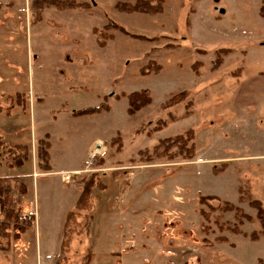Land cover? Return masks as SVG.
Here are the masks:
<instances>
[{
    "label": "rangeland",
    "instance_id": "1",
    "mask_svg": "<svg viewBox=\"0 0 264 264\" xmlns=\"http://www.w3.org/2000/svg\"><path fill=\"white\" fill-rule=\"evenodd\" d=\"M34 1L0 0V264L264 260V238H249L262 233L250 203L264 207L263 0H149L156 16L119 12V0ZM95 30L114 38L100 46ZM141 91L151 103L130 116ZM89 108L100 110L79 114ZM191 130L195 158L180 143L155 150ZM41 140L53 146L46 173ZM87 185L88 209L66 227ZM203 197L252 216L248 237Z\"/></svg>",
    "mask_w": 264,
    "mask_h": 264
},
{
    "label": "trees",
    "instance_id": "2",
    "mask_svg": "<svg viewBox=\"0 0 264 264\" xmlns=\"http://www.w3.org/2000/svg\"><path fill=\"white\" fill-rule=\"evenodd\" d=\"M122 0H119V2L116 5V9L119 12H124V13H129V14H133V13H144V14H148L151 16H156L160 13L163 12V6L159 3L154 4L153 2L149 1V0H136L134 5H129V4H124L121 3ZM34 6L36 9L39 8L40 9H45V8H49V7H57L60 10H64L65 8H80V7H84V8H88L90 5L87 3H78L75 1H62V0H35L34 2ZM260 14L264 19V0H263V4L261 6L260 9ZM112 27L117 28L118 30H120L123 33H127V31L119 26L116 25H112ZM128 34V33H127ZM95 35L97 36V41L99 42L100 46H104L106 45V43L110 40H112L114 38L113 35L108 36V35H104L102 32L101 33H97V31L95 30ZM110 39V40H109ZM224 51V50H223ZM222 63L220 62H216V66L214 69H217L220 67ZM149 71H145L143 73H148V72H159L161 70V67H156L155 69H148ZM150 94L147 91H141V92H134L130 95H128V101H129V115L130 116H134L135 114H137L140 110H142L144 107L148 106L151 103L152 98H150ZM102 109V108H101ZM100 109H93V108H89V109H85L81 112H79V114H91L92 112L94 113L95 111H98ZM78 113H76L75 115H77ZM187 134V138L185 139L184 136H177L175 139L169 138V139H165V140H161L159 145L155 148V150L159 151L161 149H164L166 152L170 151L172 149V146H175L176 144L180 143V149L181 152H186V157L185 159H193L195 158L196 155V148L195 146H188L190 145V142L193 141L195 138V134L194 132L191 130L189 132L186 133ZM0 148L2 149V145L0 143ZM51 148V144L49 142H43L42 140L39 142V158L41 160V167H43L42 169L44 171H51V166H50V161H51V155L50 152H48ZM19 149H22L25 153V151H28V148L26 146H21ZM27 157V153L25 158ZM16 163H19L17 166H22L23 164V160L21 158V155L19 154L16 158ZM24 159V158H23ZM95 179V177H94ZM93 179V180H94ZM92 185V184H91ZM91 185H87L84 186V190L76 204L75 210L73 213L70 212L67 216V220H66V227L67 225L73 220L74 216H75V212H84L88 209V203H89V199H91ZM9 189L6 190H2V188H0V196L2 197L3 195H7L9 193L8 191ZM3 194V195H2ZM2 199V198H1ZM209 201H215V202H221L220 206L218 208L215 207H210L213 211L216 210H221L224 213H234L235 219L237 220L238 224L236 226H234L232 228V232L236 233V234H243L244 232L240 231V226L243 225L244 220L247 222H253L254 219L251 218L252 216L247 215L245 213V211L238 207L235 206L233 203L230 202H223L221 201V199H219L218 197H211V198H201L200 203L202 205L204 204H208L209 205ZM1 202L3 203L4 201L1 200ZM5 206V203H3ZM250 206H252V208L257 210V220L259 221L260 225H261V230L262 233L257 234L256 232H253L252 234H250V240L251 241H259L262 238H264V207L262 205V202L258 201V200H252L250 203ZM9 214V213H8ZM203 216L207 219L208 218V214H205V212H202ZM30 223V222H29ZM244 237H248L246 234H243ZM227 241L226 239H224L225 242ZM67 246V244H65V242L63 241V250L64 248ZM63 251H61L62 253ZM57 264V263H56ZM258 264H264V260L260 259L258 261Z\"/></svg>",
    "mask_w": 264,
    "mask_h": 264
},
{
    "label": "crops",
    "instance_id": "3",
    "mask_svg": "<svg viewBox=\"0 0 264 264\" xmlns=\"http://www.w3.org/2000/svg\"><path fill=\"white\" fill-rule=\"evenodd\" d=\"M50 144H51V148H50V150L48 151V152H50V151H52V143L50 142V141H48ZM97 148H99V147H97ZM50 155H51V161H52V153L50 152ZM256 156H253V157H264V154H262V155H257V154H255ZM50 161V162H51ZM49 172V171H48ZM45 173H46V171H45Z\"/></svg>",
    "mask_w": 264,
    "mask_h": 264
}]
</instances>
